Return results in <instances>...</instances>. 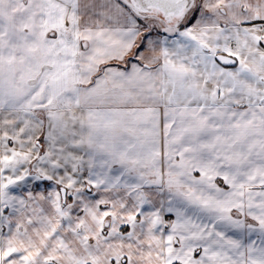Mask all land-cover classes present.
I'll use <instances>...</instances> for the list:
<instances>
[{
	"label": "snow or ice",
	"instance_id": "1",
	"mask_svg": "<svg viewBox=\"0 0 264 264\" xmlns=\"http://www.w3.org/2000/svg\"><path fill=\"white\" fill-rule=\"evenodd\" d=\"M0 264H264V0H0Z\"/></svg>",
	"mask_w": 264,
	"mask_h": 264
}]
</instances>
